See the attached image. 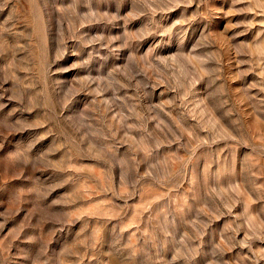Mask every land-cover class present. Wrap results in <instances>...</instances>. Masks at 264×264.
I'll return each instance as SVG.
<instances>
[{
	"label": "rangeland",
	"instance_id": "374dc122",
	"mask_svg": "<svg viewBox=\"0 0 264 264\" xmlns=\"http://www.w3.org/2000/svg\"><path fill=\"white\" fill-rule=\"evenodd\" d=\"M0 264H264V0H0Z\"/></svg>",
	"mask_w": 264,
	"mask_h": 264
}]
</instances>
